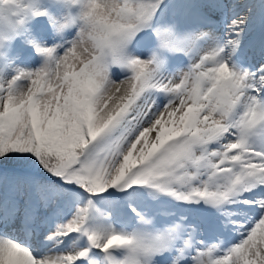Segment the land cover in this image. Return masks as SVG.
I'll return each instance as SVG.
<instances>
[{"label": "snow or ice", "instance_id": "6c2138e0", "mask_svg": "<svg viewBox=\"0 0 264 264\" xmlns=\"http://www.w3.org/2000/svg\"><path fill=\"white\" fill-rule=\"evenodd\" d=\"M239 7L0 0V49L42 60L0 74V264H264V0Z\"/></svg>", "mask_w": 264, "mask_h": 264}, {"label": "rangeland", "instance_id": "374dc122", "mask_svg": "<svg viewBox=\"0 0 264 264\" xmlns=\"http://www.w3.org/2000/svg\"><path fill=\"white\" fill-rule=\"evenodd\" d=\"M234 2L238 3L241 6L237 9V11L243 13L245 9L242 5H245V3L249 5H258L260 3V0H234ZM262 30H263V25L261 23V20L258 14V9H256V20L252 28L249 31V34H248V37L245 43L257 44V42L260 41L262 38ZM249 51H251V49H249ZM20 55L23 58L22 60L12 59V62H10V65L8 67L0 70V74H5L10 78L11 76L15 74L14 68L16 67H27L30 70H36L42 66V61L37 59L34 56V54L29 56L28 52H24V53H20ZM203 216H204V220L207 217V221H205V223L209 225L212 219L211 216L209 214L208 216L203 214ZM128 230H129V227H128ZM8 234L12 237H16L17 239H24L23 236H19L17 233H15L12 230H10ZM209 237L211 238V243L222 244L223 247H227L230 243L234 242L236 239L235 237H232L231 235H228V234H224V236H221L219 239L217 238L215 239L214 238L216 237L215 231L211 227H209ZM72 247L73 246L70 243H66L64 246H62V250L60 254L61 255L67 254V252L70 251ZM51 254L55 255L56 253L53 252Z\"/></svg>", "mask_w": 264, "mask_h": 264}, {"label": "trees", "instance_id": "16d2710c", "mask_svg": "<svg viewBox=\"0 0 264 264\" xmlns=\"http://www.w3.org/2000/svg\"><path fill=\"white\" fill-rule=\"evenodd\" d=\"M173 2H178V0H173ZM53 11H56L55 8L52 9ZM19 39L13 41L11 43V48L13 51L15 50L18 53H21L23 48L20 46ZM9 45L6 43L4 49H0V51H3L5 53V58L0 59V70L8 67L10 65L11 60L13 59L12 55L8 52ZM24 51H26L24 49ZM37 59H39L36 56ZM42 61L41 59H39ZM145 203L147 207L144 209L147 213L146 218L153 221V226L157 228H162L166 226L169 223V217L165 215L164 213L171 210V211H180V206L178 204H174L167 198H164L160 201H153L150 197L145 196L144 197ZM127 217V216H125ZM138 225L137 221H132L131 228H134Z\"/></svg>", "mask_w": 264, "mask_h": 264}, {"label": "clouds", "instance_id": "9594fccd", "mask_svg": "<svg viewBox=\"0 0 264 264\" xmlns=\"http://www.w3.org/2000/svg\"><path fill=\"white\" fill-rule=\"evenodd\" d=\"M11 10H12V8H11L10 5H7V4L3 5V11H4L5 16H7L10 13ZM0 26H3V25H0Z\"/></svg>", "mask_w": 264, "mask_h": 264}, {"label": "bare ground", "instance_id": "6f19581e", "mask_svg": "<svg viewBox=\"0 0 264 264\" xmlns=\"http://www.w3.org/2000/svg\"><path fill=\"white\" fill-rule=\"evenodd\" d=\"M239 2V1H238ZM238 4V3H237ZM242 4V3H241ZM246 4V3H245ZM243 6V5H242ZM239 11H240V9H239ZM154 135V134H153Z\"/></svg>", "mask_w": 264, "mask_h": 264}]
</instances>
